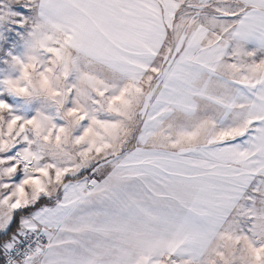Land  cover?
<instances>
[{
    "label": "snow or ice",
    "instance_id": "obj_1",
    "mask_svg": "<svg viewBox=\"0 0 264 264\" xmlns=\"http://www.w3.org/2000/svg\"><path fill=\"white\" fill-rule=\"evenodd\" d=\"M0 264H264V0H0Z\"/></svg>",
    "mask_w": 264,
    "mask_h": 264
}]
</instances>
